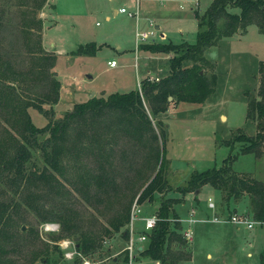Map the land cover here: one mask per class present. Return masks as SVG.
Listing matches in <instances>:
<instances>
[{
  "label": "trees",
  "instance_id": "trees-1",
  "mask_svg": "<svg viewBox=\"0 0 264 264\" xmlns=\"http://www.w3.org/2000/svg\"><path fill=\"white\" fill-rule=\"evenodd\" d=\"M30 2L25 18L20 21L22 40L29 53L26 68H16L0 51V179L13 185L12 194L17 196L16 200L12 197L8 201L0 200V264H31L40 251L32 248L28 256H20L18 241L26 232L20 225L24 219L22 212L26 209L39 220H55L60 234L78 235L74 249L81 255H75L73 261L66 263L77 264L84 256L89 258L93 252L101 254L100 250H107L102 247L101 237L117 232L126 238L133 198L136 196V201L142 203L152 201L156 194L159 196L154 211L157 219L145 231L146 239L137 255L157 261L154 264H179L188 258L189 252L173 205L183 198L182 195H165L171 186L165 174L163 123L154 120L155 129L151 117L166 109L167 96L174 101L204 100L216 81V73L208 77L204 72L203 67L208 61L204 56L205 48L221 37L244 31L251 23L264 35V0H210L202 12L194 11V42L143 43L142 46L150 51L167 53L165 74L155 80H148L147 74L143 75L138 89L112 91L74 102L60 117L48 119L39 126L31 121L27 107L41 110L43 102H55L59 81L52 70L54 55L40 46L41 20L35 17V12L44 0ZM233 7L237 10H232ZM94 50L95 44L89 41L78 44L71 53L87 54ZM256 74L255 93L244 91L245 117L254 121L255 131L236 134L234 138L241 141L237 150L229 151L218 165L192 171L185 183L175 189L191 191L195 197L197 192L194 190L207 183L216 191L217 202L223 207L221 212L233 211L235 207L232 205L230 209L229 206L231 200L238 201L245 196L251 217L264 221V181L231 167L239 152L258 156L264 150V59L257 60ZM25 89L31 92H25ZM45 132L46 136L39 140L38 135ZM118 136L130 138L133 151H139L138 159L121 163V169H130L132 177L119 171L110 155ZM233 140L228 143L232 144ZM31 147L40 150L43 164L39 168L26 169ZM70 152H75L76 156L79 152L94 155L92 168L82 161L81 167H77L72 175L66 173L59 157ZM72 190L86 202L101 198L105 207L111 210L99 232L82 225L80 213L71 205ZM54 196L55 205L44 203L51 202ZM33 231L29 228L35 235ZM57 249L61 253V249ZM43 258L44 263L47 258ZM112 264H127L126 251L117 252Z\"/></svg>",
  "mask_w": 264,
  "mask_h": 264
},
{
  "label": "rangeland",
  "instance_id": "rangeland-1",
  "mask_svg": "<svg viewBox=\"0 0 264 264\" xmlns=\"http://www.w3.org/2000/svg\"><path fill=\"white\" fill-rule=\"evenodd\" d=\"M30 1L0 0V51L16 68H26L29 60V53L22 40L20 21L26 16ZM209 1L44 0L43 4L36 8L35 17L41 20L40 46L43 51L54 55L52 70L59 81L58 98L52 103L43 102L41 110L28 106L31 121L35 125H43L48 119L60 117L74 102L92 96L106 95L112 91L138 89L144 65L150 66L151 75L159 77L165 74L168 70L167 53H150L151 57L145 58L144 56L148 54L145 50L148 49L140 47L139 44L143 41L135 40V29L147 31L152 29L148 25V21L151 20L153 33L148 35L145 41L194 42L196 39L194 11L202 12ZM120 6L126 11L136 9L137 17L129 16L126 11H119ZM112 9H116V12H112ZM232 10H237V7H233ZM154 24H159V27L154 28ZM161 31L164 32L162 37L159 35ZM85 40L99 43L93 53L73 54L68 51L76 48L78 42ZM56 48L63 52H55ZM204 56L208 60L203 67L204 72L208 77L216 73L213 90L201 102L174 101L170 100L171 96H167L169 101L166 109L151 117L155 129L157 127L154 120L158 119L163 123L165 174L171 186L165 195H182L183 199L174 204L182 229L186 227L184 218L188 215V208L197 206L196 199L201 206L206 202L207 196H211L218 209L223 208L217 202V194H213L212 187L207 183L200 186L195 197L193 192H181L175 187L183 185L192 171L218 165L229 151L237 150L241 141L234 138L236 134L240 132L252 134L255 131L254 121L245 117L247 105L244 91L255 93L256 62L264 59V35L258 31L255 24H248L244 31L238 30L229 36L221 37L215 44L206 47ZM110 59L114 60L113 65L107 63ZM143 104L146 110L144 100ZM45 136L46 132L41 133L38 139L41 140ZM117 138L110 149V155L118 170H123L126 175L132 177V171L127 168L121 169V163L138 159L139 151H133L131 139L127 136ZM231 139H234L232 144L228 143ZM103 149L106 151L107 146L105 145ZM59 160L67 169L66 173L72 175L77 167H81L82 161L92 168L94 155L79 152L76 156L75 152H70L67 155H60ZM42 164L40 150L31 147V156L26 161L25 168L33 166L39 168ZM231 167L236 171L249 172L264 181V153L256 156L251 152H239ZM119 179L120 176L117 175L116 180ZM12 188L13 185L0 179L1 201H8L10 197L17 199V196L12 194ZM72 193L71 205L80 213L82 225L99 232L100 227L106 224V216L111 210L105 207L101 198L86 202L75 191L72 190ZM55 200L54 196L51 202L44 203L55 205ZM158 200L159 196L156 194L151 201L152 204L145 200L142 207L153 211V207L158 205ZM231 201L230 209L234 205L235 211L245 212L251 217L245 196L238 201ZM144 208L141 214L148 212ZM227 212L233 211L228 210L225 213ZM22 213L24 219L20 226L23 227L20 228L26 232L18 241L20 256H28L32 248L40 249L31 264L41 261L42 264H66L73 261L75 255H81L74 249L78 240L77 234L66 236L60 234L61 230L55 220H39L30 209ZM194 215H197L196 210ZM44 222L49 223L50 228L45 229ZM133 227V237L136 238L142 221L135 219ZM29 228L34 230L35 235L29 232ZM101 241L102 247H107V250H100L101 254L91 253L89 257L91 264H112V257L124 246L125 238L115 232L113 235L101 237ZM220 246L223 248H219ZM57 248L61 249V253ZM191 248L196 252L194 259L197 264H264V222L254 223L251 227L240 225L238 230L234 229V232L228 234L209 232L197 236ZM201 248L213 250L212 255L215 256L220 254L223 256L222 251H225L226 257L213 256L211 260L204 262ZM73 250L74 253L68 255ZM135 256L132 264H154L147 256L137 254ZM43 257L47 258L44 263Z\"/></svg>",
  "mask_w": 264,
  "mask_h": 264
},
{
  "label": "built area",
  "instance_id": "built-area-1",
  "mask_svg": "<svg viewBox=\"0 0 264 264\" xmlns=\"http://www.w3.org/2000/svg\"><path fill=\"white\" fill-rule=\"evenodd\" d=\"M119 11L125 12V8L120 6L118 8ZM128 15H135L136 16V11H126ZM148 25L152 27V22L151 20L148 21ZM155 28V27H154ZM138 30L135 29L134 35H135V40H141L144 41L148 37V35L153 33V30ZM107 63L109 65L114 64V60L110 59L107 60ZM158 77L156 75H151L150 73H147V79L148 80H155ZM139 87V86H138ZM206 205L209 207L213 212L209 216H203V217H198L194 215L195 208H190L188 210V215L184 218V221L186 222V227L184 229L181 228V235L185 240H190L193 235L192 231V224L195 221H207V222H220V223H225V222H230L234 223L237 225H245L246 227H251L254 223H262L264 221H258L253 219L252 217H249L245 212H240V211H233L230 213H216L214 210L216 208V204L211 198V196H207L206 198ZM141 207L140 203L136 201V196L133 198V200L130 203L129 207V213H128V222L126 224L127 228V237L125 238V244L121 248V250L126 251L127 255V264H132V259L135 257L137 254V250L142 247V244L145 239V231H148L155 223L157 217L154 213L147 214V215H141ZM135 219H140L142 221V227L139 229L140 231H137V236L136 238L133 237L134 233V227H133V221ZM43 227L45 229L50 228L49 223H43ZM139 245V247H137ZM76 252V251H75ZM71 253H74V250L71 251L68 255H71ZM157 262V261H154ZM81 264H91V260L87 257H82L80 260Z\"/></svg>",
  "mask_w": 264,
  "mask_h": 264
},
{
  "label": "crops",
  "instance_id": "crops-1",
  "mask_svg": "<svg viewBox=\"0 0 264 264\" xmlns=\"http://www.w3.org/2000/svg\"><path fill=\"white\" fill-rule=\"evenodd\" d=\"M123 7V6H122ZM135 11H136V9H135ZM112 12H116V9H112ZM137 13V12H136ZM129 16H133V15H129ZM106 17H107V15H106ZM135 17H137V14H136V16ZM156 25H157V27H156ZM154 27L155 28H158L159 27V24H154ZM42 30H43V28H42ZM41 30V31H42ZM159 35L162 37L163 35H164V32H159ZM91 42H93L94 44H95V48H97V46L99 45V43H96L94 40H90ZM168 41V40H167ZM86 42H89V41H82V42H78L77 44H76V46L78 45V44H83V43H86ZM146 42H155V41H143V43H146ZM143 43H140L139 45H141L140 47L142 48V49H145L142 45H143ZM41 44H42V40H41ZM75 46V47H76ZM75 49V48H74ZM71 50H73V49H71ZM70 49L68 50V51H71ZM67 51V52H68ZM145 51H148V54L146 55V56H144L145 58L146 57H151V54L150 53H159V52H152V51H149V50H145ZM55 52H63V50H61V49H59V48H56L55 49ZM160 54V53H159ZM143 75H145V74H147V73H150L151 72V68H150V66H147V65H144L143 67ZM125 91V90H124ZM264 153V151L261 153V155ZM213 189V188H212ZM214 193H216V191L213 189V194ZM213 200H214V198H213ZM215 202V201H214ZM143 203V202H142ZM142 203H140V207H141V210H142V208H144V207H142ZM149 203H151L152 204V202L151 201H149ZM232 203V202H231ZM196 204H197V206H190L189 208H188V210L190 209V208H195V210H196V213H197V215L196 216H198V217H203V216H209L212 212H213V210H211L209 207H207V205H206V202L203 204V205H198V201H197V199H196ZM216 204V203H215ZM151 206V205H150ZM234 206V205H233ZM173 207H174V205H173ZM155 208L156 207H153V211L152 210H150L149 211V209H145V210H147L148 212L147 213H145V214H141V215H147V214H151V213H154V211H155ZM221 209H218V206H216V208H215V212L216 213H220L221 211H220ZM236 209H234L233 211H235ZM176 211V210H175ZM177 212V211H176ZM222 213V212H221ZM140 220V219H139ZM230 225L232 226V227H230ZM191 228H192V231H193V235H192V238L190 239V240H186V248H187V250H188V252H189V256H188V258L187 259H184V260H182V261H180L179 262V264H197V262L195 261V254H196V252H195V250H193V248H191V245H194L195 244V242H196V238H197V236H200V235H205L206 233H209V232H217L218 234H228V233H232V232H234V229L235 230H238L239 228H240V225H237V224H234V223H230V222H225V223H220V222H207V221H195L193 224H192V226H191ZM136 229H138V228H136ZM140 229V228H139ZM196 246V249H197V245H195ZM137 247H139V245H137ZM215 248H217V245L215 246ZM214 248V249H215ZM219 248H223L222 246H220ZM201 250V252H202V256L201 257H204L205 258V260H203L204 262L205 261H209V260H211L212 258H213V256H215V255H212L213 254V250H209V249H205V250H202V248L200 249ZM229 250V249H228ZM216 252V251H215ZM223 252V256L224 257H226V253H225V251H222ZM222 256V254H220V255H218V256H215V257H223ZM260 258H261V255H260ZM113 259H114V257H113ZM154 262V261H153ZM259 263H260V259H259Z\"/></svg>",
  "mask_w": 264,
  "mask_h": 264
},
{
  "label": "water",
  "instance_id": "water-1",
  "mask_svg": "<svg viewBox=\"0 0 264 264\" xmlns=\"http://www.w3.org/2000/svg\"><path fill=\"white\" fill-rule=\"evenodd\" d=\"M156 27H157V25H156ZM168 97H169V96H168ZM197 190H198V189H195V190H194V193H196ZM21 227H23V226H21ZM75 237H76V236H75ZM34 264H42V263H41V262H35Z\"/></svg>",
  "mask_w": 264,
  "mask_h": 264
}]
</instances>
